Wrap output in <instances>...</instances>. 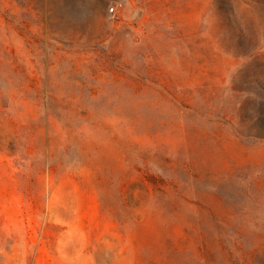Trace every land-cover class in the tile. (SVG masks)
Returning <instances> with one entry per match:
<instances>
[{"label":"rangeland","instance_id":"374dc122","mask_svg":"<svg viewBox=\"0 0 264 264\" xmlns=\"http://www.w3.org/2000/svg\"><path fill=\"white\" fill-rule=\"evenodd\" d=\"M0 264H264V0H0Z\"/></svg>","mask_w":264,"mask_h":264},{"label":"built area","instance_id":"2783aa9c","mask_svg":"<svg viewBox=\"0 0 264 264\" xmlns=\"http://www.w3.org/2000/svg\"><path fill=\"white\" fill-rule=\"evenodd\" d=\"M111 10H113V7L111 8Z\"/></svg>","mask_w":264,"mask_h":264}]
</instances>
